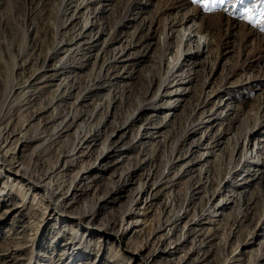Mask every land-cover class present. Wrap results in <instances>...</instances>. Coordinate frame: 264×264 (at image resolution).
Listing matches in <instances>:
<instances>
[{"label":"rangeland","instance_id":"374dc122","mask_svg":"<svg viewBox=\"0 0 264 264\" xmlns=\"http://www.w3.org/2000/svg\"><path fill=\"white\" fill-rule=\"evenodd\" d=\"M65 3L0 0V126L8 125L11 136L3 157L26 175L0 164V264H68L77 235L86 243L73 264H145V257L151 264H264V5L260 0L243 6L228 0L215 7L204 0H112L111 9L101 12L97 0L70 24ZM241 7L255 9L252 20L241 16ZM89 15H97L96 28L79 39ZM182 21L202 25L213 46L195 58L189 95L172 125L161 130L163 140L143 137L147 143L130 150L133 157L121 167L111 165L118 155L97 162L103 139L114 131L122 148L131 146L140 130L147 132L149 114L125 135L118 128L158 90L159 75L178 44L168 42L170 27ZM62 42L84 45L58 53ZM62 57L65 73L46 86L45 76ZM65 79L68 85L61 86ZM97 103L103 105L98 113ZM54 115L55 124L49 122ZM66 117L76 124L61 136L58 126ZM81 123L86 130L103 128V138L87 156L72 160L68 154ZM19 132L31 139L23 146ZM208 150L216 153L206 173L201 158ZM245 157L255 162L251 175L238 172ZM65 160L69 169L58 171ZM101 161L109 169L92 188L93 166ZM238 177L248 183L238 185ZM141 183L150 187L138 197L139 209L149 192L155 198L149 211L153 224L138 229L135 222L142 215L125 213ZM75 184L85 192L75 191V201L60 211L90 224L56 214L52 196L62 200L70 188L72 195ZM224 199L228 204L220 209ZM209 209L213 223L201 234L193 222ZM178 214L186 217L171 236L180 250L155 255L171 243L163 239L165 231L153 229ZM120 230L128 233L113 237Z\"/></svg>","mask_w":264,"mask_h":264},{"label":"bare ground","instance_id":"6f19581e","mask_svg":"<svg viewBox=\"0 0 264 264\" xmlns=\"http://www.w3.org/2000/svg\"><path fill=\"white\" fill-rule=\"evenodd\" d=\"M78 1L79 0H64V2H66L65 3L66 7L63 13L65 15V18L68 19L66 21H68L70 24L75 23L77 20L81 19L83 16V11L86 8V6L90 2L97 1V0H82V2H78ZM98 1H102V4H101L102 10H100L101 12H105L111 9V8H108L109 3L107 2H110L112 0H98ZM97 20H98L97 15H93V16L89 15V17L87 18L83 26V30L81 29L82 30L81 33L78 32L79 39H83L84 37L88 36V33L96 28ZM185 22L182 21V23L180 24L174 23V25L170 27V32L172 35L171 36L170 34L168 35V42L169 44L172 45L174 43V40H176L178 44L175 45L174 54L171 56V59H169V64L165 70V74L159 75L158 90L155 92V94L151 98L149 99L147 98L145 101L141 102L137 111L133 115H131L122 125H120V128H118V130L123 132L122 135H125V133H127L129 130H131L135 126L136 122L139 119H141L144 115L149 114L148 125L145 127L143 126L144 130H146L147 132L142 133L140 130L135 142H133L131 146L129 145L126 148H122L119 145L120 140L113 139V137L115 136V132H116L114 131L109 136L103 139L101 146H100L101 153H100V156L98 157L97 162L99 161L100 158L102 159V161H104L106 157H112L113 155H118V157L112 162L111 165L115 167H121L122 164L125 163V161L133 157V155H130L129 153L130 150H133L134 147H137L140 144L143 145L147 143V141L143 142V137L149 138L148 141L150 139L152 140L153 138L154 139L156 138L159 141L163 140L164 136L161 130L163 128H167L172 125L173 119L174 117H176L177 110L183 106L184 102L186 101V96L189 95V92L191 89L189 85L192 84L193 80L195 79V76H192L193 74L191 72L192 69H194L195 65H197V63L194 61L195 58H199V57L204 56L205 54H208L213 46V40L208 38V34L205 32L204 27L202 25L196 24V23H187V22L185 23ZM99 32H101V34L104 33V31L101 29H99ZM71 44L67 42L60 43L58 46L57 52L58 53L68 52V54H70V52H72L73 50L75 49L77 50L78 48H80V45H82L83 43H79L73 47H69V45ZM67 67L68 66H66L64 62V58L62 57V60H60V63L53 67V72L48 75H46L47 73L45 74L46 75L45 82L47 83L46 86L50 85L51 84L50 82L60 79V76L65 73ZM160 68L164 69L163 61H161L160 63ZM153 83H154V79H152L151 85ZM59 84L61 86L63 84L64 86L65 84L68 85L66 79L64 80V82L62 80V82ZM95 106H96V109H95L96 113L101 111L103 108V105L101 103H97ZM166 110H169V112L165 113ZM215 114L216 113L212 115L213 119L214 118L218 119V116H215ZM162 117L164 118L162 119ZM57 118L58 116L54 115L50 118L49 122L55 124ZM68 119L69 117H66L64 120L65 123H61L60 126H58V128H61V131H62L61 136L68 135L67 133L75 127V124H76L75 119H71L69 121ZM74 133L77 135V144L74 145V147L68 154L69 159H72V160H76L78 157H85L90 152H92L95 146L99 145V141L102 140L104 129L101 127H97V128H91L89 130H86V124L81 123L74 130ZM10 137L11 136L9 132V126L8 125L0 126V164L2 166L4 165H6L7 167L9 166L8 170L11 173L13 172L17 176L26 177V175H24L21 172V168L19 164L8 163V159L6 157H3V152L6 150V148L9 146L11 142ZM19 137L22 138L21 146L24 145V142H28L31 140L29 138H26L25 133L23 132H19ZM215 153L216 152L214 150H208L203 153V157L204 156L205 157L201 158V160L204 159L205 161L204 164L207 167L205 169L206 173L212 170L211 165L213 163H212L211 157H213ZM14 158L16 159L15 156ZM251 159L250 157H245L241 165V168L238 170V172H247V175H251L253 172L252 170H254L252 169L251 165L255 163ZM68 161L70 160H65L63 167L61 168V165H59L57 167V170L58 171H62L64 169L68 170L69 169ZM102 161L97 165H96L97 163L96 162L95 165L93 166L95 173L93 176L94 180H92L93 183L90 184V187L92 188L97 187L103 181L105 172L107 169H109V168L106 169V166L108 165H106V163H102ZM198 163H200L199 160H198ZM82 173L86 174L88 173V170L82 171ZM7 178L9 179V181H13V179H15L10 176H8ZM239 179L241 180V183L238 184L240 186H243L245 183H248L245 177L243 178L240 177ZM39 184H42V183H39ZM160 184H163V182L157 183V185H160ZM42 186L44 187L45 190L56 195L53 192V188L50 185H47L46 183L43 182ZM149 187H150V184L141 183L139 185V190L137 191V195H135L134 199L132 200L133 203L131 204L130 208L127 209L125 213L126 215H131V216L132 215L133 216L142 215L140 218L136 219V222H135V227H138V229L141 226H143L142 228H145L153 224V221H152L153 219L150 221L149 211L151 210L150 208L153 207V199L155 198V194H152L149 192L148 199L146 200V205H144L143 207H140L141 209H139V206H138V204L140 203V200L138 197H143L144 194L148 192ZM70 190L68 191L67 196H65V198L62 200L61 199L56 200L54 199L55 196L54 197L52 196V202H53L55 209L58 210L56 212L58 216L66 214V213L65 214L61 213L60 211L61 207L65 209L66 207H69L75 201L74 200L75 191H76L75 194L77 193L82 194L85 192L86 189L80 188V186L75 184L72 195L68 196ZM70 197L72 200H70ZM220 204H221L220 206V209H221L228 204V201L225 202V199H224L220 201V203H218L217 205L219 206ZM211 216H212V210L209 209L208 212H205L201 216L195 218L192 228H194L195 231H201L200 233L203 234L205 230V225L207 223H213V220L210 219ZM64 217L73 218V219L77 218L82 223L84 222L89 223L86 221L85 217H80L72 213H69V214L67 213L66 216ZM184 217H186L185 214L183 215L178 214V216L174 220L169 219L167 220L165 225L157 227L156 229H153L154 234L160 231H165V233L163 234V239H165L166 241L169 240L171 243L169 245V249L157 250L155 251V255H158L156 253H167L169 255H174L176 252L180 250L181 243L172 241L171 235H174L175 232L178 230L179 224L182 222ZM141 230L142 229L136 230V231H141ZM127 233L128 231L120 230V231L115 232L113 234V237H115L116 239H121V236ZM89 235H92V232ZM85 240L86 239L84 238V236L81 239L78 235L75 237V240L73 241L74 242L73 247H72L73 249L71 253H69L68 255V258H69L68 264H73V262H75L80 257H82L84 253V245L86 243ZM87 240L89 239L87 238ZM136 253H139V252L136 251ZM139 254H142V253H139ZM143 260L145 264H151L152 262L150 258H146V257L143 258Z\"/></svg>","mask_w":264,"mask_h":264},{"label":"snow or ice","instance_id":"6c2138e0","mask_svg":"<svg viewBox=\"0 0 264 264\" xmlns=\"http://www.w3.org/2000/svg\"><path fill=\"white\" fill-rule=\"evenodd\" d=\"M261 4L264 5V0H260ZM204 3L206 5H211L212 7H215L217 5H224L226 3H228V0H204ZM239 3L241 6L245 5L246 0H239ZM241 16L245 19H249L252 20L253 16V12L255 11L254 8L251 7H241ZM261 16H264V11L260 12Z\"/></svg>","mask_w":264,"mask_h":264}]
</instances>
